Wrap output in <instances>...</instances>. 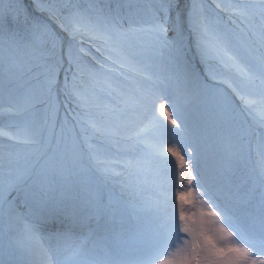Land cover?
<instances>
[{
    "label": "snow or ice",
    "instance_id": "1",
    "mask_svg": "<svg viewBox=\"0 0 264 264\" xmlns=\"http://www.w3.org/2000/svg\"><path fill=\"white\" fill-rule=\"evenodd\" d=\"M111 2L32 0L37 12H47L49 20L57 21L61 31L68 34L67 49L48 23L30 17L24 0H15L17 6L11 11L24 16L26 36L11 33L5 48L3 13L0 12V117H19L29 107H34H25L16 94L20 87L18 81L25 75L30 81H36L30 93L39 91L42 97L53 101L51 113L41 117L43 123L22 127L10 120L7 125L0 124V228L4 220L5 189L11 190L31 180L25 192L28 212L23 223L30 242L28 251L40 258V264H53L59 244L70 239L71 232L42 235L43 226L53 215L49 207L54 206L62 212L69 206L78 209V212L65 213L74 226L88 228L91 222L98 224L109 214L115 199L107 185L118 183L125 191L132 188L128 178L142 172L140 159L133 157L138 148H143L154 157L167 159V153L177 157L181 169H187V173L181 171L179 174V181L183 182L180 186L187 185L189 190L179 193L177 209L175 178H169L168 188L172 190L168 191L154 175L151 184L156 194L145 207L159 216V230L145 254L132 264H264V195L256 215L238 217L226 203L228 191L221 179V168L206 167L207 161L231 148L225 143L215 114L209 109L193 113L192 95L171 94L164 78L146 71L136 59L158 57L165 48L173 49L183 58L188 52L187 39L194 36L201 58L216 61L223 68L226 75L221 83L238 98L249 116L264 125V0H231L230 6L224 9L230 20L232 17L239 20L237 27L245 34V40L236 44L228 33L213 26L202 15L198 7L202 0H193L186 18L178 8L179 0H155L158 7L149 10L151 21L146 24L129 22L128 27L124 24L134 15V10L113 9L109 6ZM126 2L131 4L132 0ZM82 3L87 6L81 7ZM173 9H176L174 16L171 15ZM169 31L174 33L171 40L168 39ZM130 37H135L134 43ZM74 45L76 55L73 54ZM21 50L27 55L24 72L20 71ZM65 57L71 83L66 72L64 94L74 99L80 110L66 109L56 148L49 154L52 139H46L44 133L46 128L53 132L55 129L57 75ZM85 59L91 60L94 66L85 65ZM136 77L148 82L150 87H142ZM5 82L7 102L4 100ZM157 105L167 123L156 115ZM130 126H134V130L129 133ZM159 127L183 147L189 160L184 159L178 147L169 145L165 149L163 144L167 141L154 142L149 138ZM5 140L10 142V148L14 144L29 146L34 162L21 168V154L11 150L5 152L2 143ZM84 153L90 169L82 168L81 171L95 175L89 174L72 183L69 165L75 169ZM258 155L260 186L264 187V143ZM41 157L46 158L39 164ZM193 196L206 197L203 203L208 210L186 216L183 206L186 198ZM187 202L192 203V200ZM19 220V214L10 203L9 226ZM181 232L186 233L187 238L181 237ZM92 233L89 228L81 244L72 252L73 256L87 257L83 264H98L91 253L83 251ZM177 241L182 242L177 245ZM112 257V251L104 249V260L100 264H112ZM13 260L11 250L6 260L0 244V264H13Z\"/></svg>",
    "mask_w": 264,
    "mask_h": 264
},
{
    "label": "rangeland",
    "instance_id": "2",
    "mask_svg": "<svg viewBox=\"0 0 264 264\" xmlns=\"http://www.w3.org/2000/svg\"><path fill=\"white\" fill-rule=\"evenodd\" d=\"M25 1L26 0H24V5L27 6L30 17H34L36 19L44 21L45 23H48L49 26L52 28V30L63 39L64 48L67 49V46L69 44L68 34L66 32L61 31V29L57 25V21L49 20L48 18L49 14L47 12H37L35 10V6L32 5V0H27L26 2ZM183 1H184V4L182 5L180 3L178 7L179 6L181 7V11L183 12L186 18L188 12L193 7V0H183ZM110 4L111 6L113 5L112 2ZM230 4H231V0H202V2L198 4V7L202 9V15L207 19L209 23H211L213 26L217 27L221 31H225L226 33H228L230 35L232 43L236 44L237 41L245 40V34L240 33L237 27L240 24L239 20H237L235 17H232L230 20L228 12L224 11V9L228 8ZM16 6L17 5L15 3V0H0V12L3 13L2 19L3 20L4 18L9 19L16 23V25H11L10 27H8L9 26L8 24L7 25L4 24V28L6 29L4 34L6 33L11 34L16 31L15 33L19 34L21 37H24L26 36L27 24H26L24 16L19 15L17 16L19 18H17L16 15L11 11ZM80 6L86 7L87 5L82 3ZM175 10L176 9H173L172 11L174 15H175ZM148 19L151 21V15ZM186 35H187V32H186ZM170 39H172V37ZM188 40L190 41V45L188 49L189 52L187 53V55L184 56L186 58V61L184 57L182 59H180V57H177L176 58L177 61L175 62L183 63L181 66L185 68L186 72L189 75V76L187 75L188 80L185 79L186 83L189 84V86L191 85L190 84L191 82L189 81L190 78L196 81H199V83L201 84L200 85L201 87L199 88L202 89L203 87V88H206V90L210 89L209 96L214 100L215 98L218 100L219 104L222 107L223 113L225 112L223 119L221 120V123H220V128L224 134L225 143L228 145H231L229 152L226 153L224 151H221L215 158L207 161L206 167L207 166L221 167V170L223 173L221 179L226 184L232 187V190L229 192L231 193L232 196L233 195L235 196V197L233 196V198L235 199L237 198L236 201L238 202L239 200L249 201V199L251 198L250 197L251 194L245 191L246 184L241 183V182H244L245 180L252 177L253 172H252L251 158L252 156H255L257 159H259V155H257L255 151V143L258 140L257 142V144L259 143L258 148H260L261 143H264V126H261L260 124L255 123V121L252 118H254L255 120L256 118L253 116H251L252 118L249 119L247 110H244L242 108V105L240 104L238 98L232 94L231 90L228 89L227 86L221 83V79L226 75L223 68L216 61H213V60L206 61L201 58L195 46L194 36H189ZM73 54L76 55L75 45L73 47ZM190 54L194 55L192 56L195 57L194 62L196 64L193 63L191 59L189 61L187 60ZM148 57H151V56H148ZM142 58H146V57H142ZM162 59H165V60H162ZM160 60L163 62L161 66L160 65L158 66L157 73L159 75L162 74L161 76L162 78H164V82L167 86V90L171 94L176 95V96H188L186 89L178 88L176 85L178 83V85L180 86L181 84L183 85V83L174 81V78L176 77V75H174V73H172L171 70H173L174 72L177 70L171 67V64L176 66L175 62L171 60V58H167V57H162L160 58ZM83 63L88 66H94L92 65V62L89 59H85ZM191 64L197 65V67H194V69H196L195 70L196 72L199 71L200 74H202V76L199 77V75L196 74L194 69L191 68L192 67ZM72 71H75L74 67ZM66 72L69 76V82L71 83V72H68V62H67V58L65 57L63 60L62 67L59 69V72L57 75V92L55 96V103L58 105V112L56 114V118L54 121L55 129L53 132V130L46 128L45 133H44V136L46 139H48L49 137L52 139V144L49 148V154L51 153L53 149L56 148L57 139L60 136V128L64 123L66 109L75 110V111L80 110L77 107L76 101L72 99L71 97H66L64 94L63 86L65 82ZM154 72H155V69H154ZM213 77H215V79H213ZM42 79L43 77H41V80ZM136 80L137 82L143 81L142 79L140 80L139 77H136ZM35 82L36 81H32V82L30 81V83H28L30 88L32 87V85L35 84ZM144 82L145 81H143V83L141 82L142 84L140 83L142 87H145V88L150 87L148 82H145V83ZM172 82H174V84H171ZM191 89H194V87L191 86ZM189 95L191 94L189 93ZM33 96L38 102L42 101L39 91H36L35 93H33ZM4 100L6 102L8 100V86L5 87ZM45 100L47 101L45 103L47 107H45L44 112L45 114H50L52 111L53 101H50L47 99ZM5 106H7V103L5 104ZM150 115L151 114H149V116ZM156 115L159 116V118L162 121H164V123H167L163 115L159 113L158 105H157ZM10 120L13 123L20 124L22 127H26L25 123L22 122L19 119V117L10 118L7 115L0 117V124L5 123L3 125H7L10 122ZM51 123H53V121H49V124ZM133 130H134V126H130L127 129L129 133ZM158 130L161 132V134L158 131L155 135L150 136L149 138L152 141H154L155 138H156V141L158 140L161 141V138H162L164 141H167L166 143L163 144V147L168 146V145L176 146L180 149V154L184 156V159L186 161L189 160V156L184 151L183 147H181L174 138L169 137L163 127H159ZM66 139H67V136H66ZM2 143L5 145L4 147L5 152L11 150V151H16L21 154V157H22L20 161L21 168L34 162V157L29 155V152H30L29 146L21 145V144H14L10 148L9 147L10 142L2 141ZM258 153H259V149H258ZM45 158L46 157H41L39 160V164H42ZM133 158L140 159L141 161L140 167L142 169V172L140 174H134L128 178L132 182V188L130 190L125 191L124 189L120 188V191H122L123 195L125 196L124 199L123 197L120 198L118 193L115 192L117 190V186H114L113 183H109L107 187L109 186L108 188L112 191L115 197L113 201V210L116 212L117 211L121 212V215L124 218V220L119 221L120 225L124 227V229L122 230V233L119 235V237L114 236L112 238L113 240H117L119 242H113V243H116L117 245L121 247H123V245L128 246L127 244H130L131 247H133L134 245L139 248V246H144L145 244H148L149 241H151L150 237H147L148 239L146 238L147 241H139V240H142V236L144 232H145L144 234L147 233L146 235L149 236L150 232L154 233L157 231L156 228H154L153 223H149L150 221L149 215L153 214V212L148 211L145 207L146 202L154 198L156 194L151 184V180L153 179L154 175L164 184L165 190H168V191L172 190L168 188L169 178L170 177L175 178L176 183H177L175 192H176V197H178L176 199L177 209H179V193L181 191L187 192L189 189V186L187 185L183 187L180 186L183 182L179 181V174L181 171H184L185 173H187V169L186 168L181 169L179 160L177 159V157L173 156L171 153H167V159H163L160 157L152 156L149 152H147L143 148H138ZM39 164H37V169L39 168ZM69 167L71 170L70 182L72 183H77L79 180L86 178L89 174L95 175L94 173L81 171L82 168L90 169V164H89V161L87 160L86 153H84L81 163L77 165L75 169H72L71 165H69ZM193 174H195L194 171H193ZM193 184L195 185L196 181H193ZM118 189H119V186H118ZM185 189L187 191H185ZM8 190L9 189L7 188L5 189V191H8ZM20 190H23V189L20 188ZM200 190L202 191L203 189H200ZM240 193L242 194L240 195ZM237 194H239V198ZM4 196H5V192H4ZM188 199L186 198V201ZM190 199L192 200V206H191V203H188V202H185L183 206L186 216L187 215L192 216L194 213L198 215L201 210H204V211L208 210L206 204L203 203L206 197L193 196V197H190ZM10 203L14 207L15 213L19 214L20 216V220L17 223H15L14 226H12V228L10 229V232L12 230V233L15 232L14 235L17 233V235L26 239L27 233L24 231V228H19V229L17 228L15 231L16 227H20V224L22 225V223H24L25 217L23 216L24 211L22 210L24 208L21 204L17 205L13 203L11 199L9 200V205ZM132 205H137L141 208H144L148 212L147 213L148 218L146 219L148 223H145V224L140 223L138 227H132V228L127 227V225L129 224L125 225L127 221V218L125 216L126 208ZM8 211H9V206H8ZM8 218H9V212H8ZM184 238H187V237L184 236ZM177 243L179 245L181 241H177ZM154 264H157V262H155Z\"/></svg>",
    "mask_w": 264,
    "mask_h": 264
},
{
    "label": "bare ground",
    "instance_id": "3",
    "mask_svg": "<svg viewBox=\"0 0 264 264\" xmlns=\"http://www.w3.org/2000/svg\"><path fill=\"white\" fill-rule=\"evenodd\" d=\"M27 1V0H26ZM25 1V2H26ZM184 4V1L183 0H179V4ZM112 6H111V4L109 5L111 8H113V9H115L116 7H122V8H130V9H132V10H134V15H132L131 17H129L128 18V20L125 22V24H124V26L125 27H128V23L130 22V23H133V24H137V23H139V24H146V23H148V22H150V20L148 19L149 17H150V12H149V10L150 9H156L157 7H158V5L156 4V2H155V0H132V3L131 4H129V3H127L126 2V0H112ZM30 5H31V3H30ZM33 5V4H32ZM13 7V6H12ZM179 8V10L181 11V7L179 6L178 7ZM9 11V10H8ZM31 11V10H30ZM7 13V12H6ZM10 13V12H9ZM31 13V12H30ZM34 13V12H33ZM32 14V13H31ZM35 15V14H34ZM171 15L172 16H174V13H171ZM14 16V15H13ZM23 16V15H22ZM21 16V17H22ZM33 16V15H32ZM16 17H17V15H16ZM17 18H19V17H17ZM17 20V19H16ZM23 20V19H22ZM24 21V20H23ZM3 24H8L9 26L8 27H10L11 25H16V23L14 22V21H12V20H9V19H5L4 18V20H3ZM25 25V24H24ZM6 30V29H5ZM9 31V30H8ZM14 31V30H13ZM16 32V31H15ZM20 33H21V31H20ZM10 34L9 33H6V34H4V36H5V48H7V40H8V36H9ZM19 35V34H18ZM173 35H174V33L173 32H171V31H169V33H168V39L169 40H171L170 38L171 37H173ZM20 36V35H19ZM130 39V41L131 42H135V37H130L129 38ZM187 45H188V49H189V45H190V41L187 39ZM190 48H191V46H190ZM189 52V51H188ZM187 52V53H188ZM187 55V54H186ZM193 54H190L189 55V58L187 59L188 61L191 59L192 60V62L193 63H195L194 62V59H195V57H193L192 56ZM162 57H167V58H171V60H173L174 62L175 61H177V54L174 52V50L173 49H171V48H165L162 52H161V54L158 56V57H153V56H151V57H146V58H142V57H137L136 59L140 62V65H141V67H143L146 71H148V72H154V69H155V72L157 73V70H158V66L160 65H162V62L163 61H161L160 60V58H162ZM97 58H99V57H97ZM185 58V57H184ZM27 55H26V53L24 52V50H21V52H20V55H19V61H20V65H21V67H20V71L21 72H24V71H26V68H25V65H26V62H27ZM180 59H182V58H180ZM162 60H165V59H162ZM185 61H186V58H185ZM175 64H176V66H174V65H172L171 64V67H173V68H175L177 71H173V70H171V72L172 73H174V75H176V77L174 78V81L176 82V81H178V82H181V83H183V85L181 84L180 86L178 85V83L176 84L177 85V87L178 88H184V89H186V92L188 93V95H189V93L194 97V100H193V103H192V105H191V110H192V112L193 113H199V112H202V111H204L205 109H209V110H211L214 114H215V116H216V118L218 119V121H219V123H221V120L223 119V116H224V113H223V111H222V107H221V105L219 104V102H218V100L215 98V100L214 99H212L209 95H210V89L209 90H206V88H203L202 87V89H200L199 87H201L200 85V83H199V81H196V80H194V79H191L190 78V86H189V84H187L186 83V80L185 79H187V75H188V73L186 72V70H185V68L184 67H182L181 65L183 64V63H180V62H175ZM196 64V63H195ZM194 67H197V65H193ZM169 67H170V65H169ZM154 68V69H153ZM179 68V69H178ZM182 68V69H181ZM191 69V68H190ZM24 70V71H23ZM192 70V69H191ZM196 69H194V71H195ZM191 72H193V71H191ZM196 72V71H195ZM198 72V73H197ZM196 72V74H198L199 75V77L200 76H202V74H200V72L199 71H197ZM162 74H160V76H161ZM189 76V75H188ZM162 77V76H161ZM176 78H177V80H176ZM141 80V79H140ZM188 80V79H187ZM173 81V80H172ZM32 82V81H31ZM142 83H143V81H141ZM141 82H139V83H141ZM28 83H30V80H29V76L28 75H25V76H22L20 79H19V81H18V84L20 85V87H18L17 88V93L16 94H18L21 98H22V101H23V104H24V106L25 107H28L29 105H34V107H29V110L27 111V112H24V113H22V115H20L19 116V119L22 121V122H24L25 123V126L26 127H32V126H34L35 124H38V123H43V121H42V119H41V117L42 116H44L45 115V112H44V110H45V107H47L46 105H45V103L47 102L45 99V97H42L41 96V100H43L44 102H38L35 98H34V96H33V93H30L29 92V89H30V86H29V84ZM141 83V84H142ZM145 83V82H144ZM186 83V84H185ZM35 84H36V82H35ZM171 84H174V82H172ZM8 85H7V83L5 82V87H7ZM191 86H193L194 87V89H191ZM184 92H185V90H184ZM185 94V93H184ZM6 99V98H5ZM8 99H9V96H8ZM170 110V109H169ZM158 114V113H157ZM247 118H248V116H247ZM252 117L251 116H249V119H251ZM254 121H255V123H258V124H260L261 126H264V125H262L260 122H259V120L258 119H254V118H252ZM159 130L157 129L156 130V133L158 132ZM160 132V131H159ZM160 134H161V132H160ZM159 135V134H158ZM160 138H161V136H160ZM6 141V140H5ZM161 141H164L162 138H161ZM154 142H160V140H158V141H156V138H155V140H154ZM257 142H258V140H257ZM257 142L255 143V151H256V153H257V155H258V144H257ZM262 144V143H261ZM168 145V144H167ZM169 146V145H168ZM168 146H164V148L166 149ZM221 168V167H220ZM224 171V170H223ZM228 172H229V170H228ZM231 172V171H230ZM225 174V173H224ZM231 174V173H230ZM233 175V174H232ZM206 176H207V173H206ZM232 177H234V176H232ZM255 178H256V176H255ZM231 180V179H230ZM235 180V179H234ZM241 180V179H240ZM227 181V180H226ZM229 181V180H228ZM235 182V181H234ZM238 184V183H237ZM227 185V191L229 192V191H231L232 190V187L230 186V185H228V184H226ZM238 187V186H237ZM234 189H236V188H234ZM189 190V189H188ZM185 191H187L186 189H185ZM203 191V190H202ZM237 193V192H236ZM10 194H13V195H15V197L18 195L19 197H20V199H21V203L22 204H27L26 202H25V196H24V190H20V188H19V190L17 189L16 191L15 190H8V191H5V195H10ZM231 194V193H230ZM242 193H240V195H241ZM238 195V198H239V194H237ZM234 196V195H233ZM235 197V196H234ZM251 197V196H250ZM178 198V197H177ZM195 198V197H194ZM188 199V198H187ZM190 199V198H189ZM192 199V198H191ZM237 199V198H236ZM242 199V198H241ZM244 199V198H243ZM193 200V199H192ZM226 201H227V198H226ZM242 201V200H241ZM187 202V201H186ZM239 204L238 203H236V202H232V206H234V207H237ZM191 206H192V203H191ZM27 207H28V204L26 205V209H27ZM17 208H18V206H17ZM188 209V208H187ZM193 209V208H192ZM23 210V209H22ZM189 210V209H188ZM75 211H77V209L75 210ZM26 212H28V209H27V211ZM69 212H72V211H70V209L69 210H63V212H62V214L60 215V218H59V220H61V222H62V224H58L59 225V227H58V225L57 224H54V226H52V225H50L49 223H46L44 226H43V229H42V231H43V235L44 236H47V235H49L50 233H54V232H65V231H69L70 230V232H71V237H70V239H68L67 241H64V242H61V243H63V244H66V245H68V244H70L71 243V241H75V244H74V246L73 247H71L69 250L68 249H65V250H63V248H58V250H57V252H56V254H55V256H56V258H57V261H56V263L55 264H62V262L65 260V259H67L70 255H71V253L73 252V250L78 246V245H80V243H81V240L84 238L83 237V234L84 233H82V232H80L81 231V229L79 228V227H73L72 226V223L70 222V220L67 218V216L65 215V213H69ZM193 212V211H192ZM23 213V212H22ZM187 213V212H186ZM150 216V220L151 219H153L154 218V213L153 214H151V215H149ZM188 216V215H187ZM119 218V217H118ZM23 220V219H22ZM7 221H8V223H9V218L7 219ZM109 221L111 222V220H108V217L107 216H105V219H104V222L105 223H108L109 224ZM119 221H122V219H117V225H120V222ZM60 222V223H61ZM8 223L5 225V229L4 228H2V229H0V231H1V234H0V237L2 238L0 241H17L22 247H24V248H26V249H29L30 248V242H29V240H28V238H23V237H21V236H19V235H17V233L14 235V233H12V230H11V232L6 228V227H8ZM93 223V222H92ZM19 225V224H18ZM48 226V227H47ZM51 226H52V229H51ZM10 227V226H9ZM16 227V226H15ZM109 227H110V229H111V233L112 232H115V226H114V224L112 225L111 223L109 224ZM12 227H10V229H11ZM19 229V228H23V223H22V225L20 224V227H16L15 228V231H16V229ZM145 230V229H144ZM157 231L159 230V229H156ZM155 231V230H154ZM107 233V232H106ZM145 233V232H144ZM143 233V236H142V240H139V241H147V237H150V239L152 240V238H153V235L155 234V232L153 233H149L150 235L149 236H147L146 234H144ZM147 238V239H146ZM99 240H104V241H109V242H111L112 244H114V246H116V248H117V250H118V253H117V259H118V261H121V260H124L125 258V256H127L128 254H136V253H138V252H143V251H146V248H147V246L149 245V243L150 242H148V244H146L147 246H144V247H135L134 246V248L133 247H131L130 246V244H127L128 246H126V245H123V247H121V246H119V245H117L116 243H113L114 241H117V240H113L112 238H110V237H107V239H99ZM117 242H119V241H117ZM177 245H178V243H177ZM245 246H247V245H245ZM10 248V246H8V249ZM69 248V247H68ZM68 250V251H67Z\"/></svg>",
    "mask_w": 264,
    "mask_h": 264
},
{
    "label": "water",
    "instance_id": "4",
    "mask_svg": "<svg viewBox=\"0 0 264 264\" xmlns=\"http://www.w3.org/2000/svg\"><path fill=\"white\" fill-rule=\"evenodd\" d=\"M191 66H192V68H194V66L191 64ZM2 122V121H1ZM3 124H5V123H3Z\"/></svg>",
    "mask_w": 264,
    "mask_h": 264
}]
</instances>
